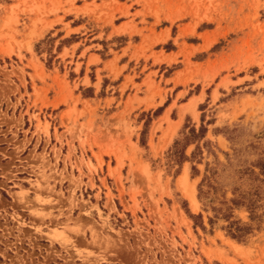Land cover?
Returning <instances> with one entry per match:
<instances>
[{
    "label": "rangeland",
    "instance_id": "obj_1",
    "mask_svg": "<svg viewBox=\"0 0 264 264\" xmlns=\"http://www.w3.org/2000/svg\"><path fill=\"white\" fill-rule=\"evenodd\" d=\"M234 127L264 131V0H0V264H264L197 198Z\"/></svg>",
    "mask_w": 264,
    "mask_h": 264
},
{
    "label": "trees",
    "instance_id": "obj_2",
    "mask_svg": "<svg viewBox=\"0 0 264 264\" xmlns=\"http://www.w3.org/2000/svg\"><path fill=\"white\" fill-rule=\"evenodd\" d=\"M157 114L156 111L153 112V115ZM147 124L145 121L142 134L146 132ZM205 131L202 125L198 131L191 127L184 135L185 144L202 139ZM236 131L237 128L234 127L226 135L232 143V152L224 153L225 162H218L220 166H209L208 162L205 163L204 172L197 184V198L201 201L203 210L211 212L207 216L211 228L221 220L225 223L220 224L219 228L226 235L237 242L245 243L264 225V131L253 134V138L245 142L237 140L238 134H233ZM179 143L178 139L173 141L174 149L171 152L177 165L185 160L191 161L195 153L193 150L188 157L184 148L178 146ZM191 168L196 172L193 164ZM240 209L247 212V220L244 221L234 214L235 210ZM186 213L194 225L206 229L202 222L196 221L201 216L200 213L193 214L187 209Z\"/></svg>",
    "mask_w": 264,
    "mask_h": 264
},
{
    "label": "crops",
    "instance_id": "obj_3",
    "mask_svg": "<svg viewBox=\"0 0 264 264\" xmlns=\"http://www.w3.org/2000/svg\"><path fill=\"white\" fill-rule=\"evenodd\" d=\"M91 58H92V61L90 62L91 65H94V64H96V63H98V62H104V61H105V59H102V58L100 57V55H99L97 52H89L88 55H87V61H88L89 59H91ZM98 68H101V67L98 66ZM181 91H182V89H178L177 91H175V93H174L175 96H178L179 93H180ZM133 96H134V92H133V91H129V92L127 93V95H126V98L124 99V102H125L127 99H132ZM139 96L141 97V95H139ZM195 96H197V95H196V94H193L192 96L188 97V99H186L185 101H181V102H179V106L188 103V101H189L192 97H195ZM172 98H173V97H172ZM172 101H173V99H172ZM172 101H170V102L164 107V109L162 110V112H161L156 118H154V119L152 120L151 127H150V131L153 130V129H155V130L157 131V129L155 128V125H156L157 121H158L159 119H161V117H165L166 115L169 116V118H170L172 121H178L177 118H171V117H170V113H171L172 108H173V102H172ZM157 105H159V101H158V100H156L154 103H151V104H148V105H142V106H141V109H145V108H147L148 110H149V109L152 110V109L156 108ZM179 123H180V122H179ZM179 123L176 125V127H178ZM163 127L166 128V125H163ZM156 135H157V136H160L161 133H156ZM172 135H173V133H171L170 136L168 135V138L166 139V144L164 145L165 147L169 144V142H170V140H171V138H172Z\"/></svg>",
    "mask_w": 264,
    "mask_h": 264
},
{
    "label": "bare ground",
    "instance_id": "obj_4",
    "mask_svg": "<svg viewBox=\"0 0 264 264\" xmlns=\"http://www.w3.org/2000/svg\"><path fill=\"white\" fill-rule=\"evenodd\" d=\"M186 193L188 195V198L191 200V203H192L193 207H196L198 201H197V199H196V197L194 195L195 193H193V191H190V192L186 191Z\"/></svg>",
    "mask_w": 264,
    "mask_h": 264
}]
</instances>
